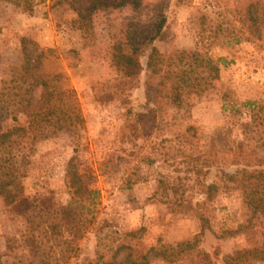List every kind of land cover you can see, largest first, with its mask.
I'll use <instances>...</instances> for the list:
<instances>
[{
    "label": "rangeland",
    "instance_id": "rangeland-1",
    "mask_svg": "<svg viewBox=\"0 0 264 264\" xmlns=\"http://www.w3.org/2000/svg\"><path fill=\"white\" fill-rule=\"evenodd\" d=\"M33 1L32 13L0 1V86L12 82L25 47L40 60L43 79L59 75L63 86L75 90L84 126L77 135L60 134L20 152L22 200L6 205L0 198L6 264L27 257L35 246L24 234L27 216L67 204L70 165L91 171L95 207L82 215L81 239L57 249L59 264L103 261L102 254L119 245L121 258L125 246L137 255L154 248L164 256L147 264H227L238 252L264 250V218L249 210L242 191L225 187L244 163L264 171V109L251 118L264 107V29L256 40L245 24L249 9L264 6V0H162L167 22L150 51L197 64L208 56L228 62L212 75L195 76L175 102L157 82L147 88L145 57L135 87L116 95L102 86L115 78L109 49L122 26L139 14L129 8L94 13L88 35L71 27L81 0ZM150 5L146 0L144 6ZM141 15L146 20L148 9ZM223 20L230 22L225 31ZM219 25L223 29L214 39L208 28ZM231 35L240 43L225 45ZM249 102L257 106H244ZM151 110L155 121L145 117ZM25 121L19 116L20 125ZM213 182L220 190L202 193ZM230 264L263 263L241 255Z\"/></svg>",
    "mask_w": 264,
    "mask_h": 264
},
{
    "label": "trees",
    "instance_id": "trees-1",
    "mask_svg": "<svg viewBox=\"0 0 264 264\" xmlns=\"http://www.w3.org/2000/svg\"><path fill=\"white\" fill-rule=\"evenodd\" d=\"M0 1L12 3L20 7L24 13H32L35 5L33 0ZM81 1V4L73 8L76 17L71 21V27L88 35L93 34L92 15L94 13L108 8H129L134 14H139L136 22L130 19L122 26L120 38L113 43L108 52L109 65L115 73V78L102 86L113 89L116 95H122L124 91L137 85L139 75L144 70L142 64L144 57L146 58L145 70L148 72L147 88L153 87L152 84L157 82L158 89L168 94L169 102L179 101L181 92L189 81L197 79L196 77L200 75H212L219 66L228 65L223 57L214 60L208 56L197 64L195 62L197 58L194 59L195 63L183 62L179 56H165L155 50L150 51L151 44L160 38L167 22L162 0H150L149 7L144 6L146 0ZM66 2L67 0H58L60 4ZM176 2L182 3L183 0H176ZM145 8L148 9L149 16L142 21L139 18ZM222 22L226 25L224 29L221 25L208 28L209 33L213 35L212 38L216 39L218 31L222 29L225 31L230 25L228 20ZM245 22L248 35L261 40L260 32L264 29V6H252ZM231 37L227 39L225 45L240 43L237 35H231ZM212 44V41L208 42L209 48ZM201 45H204L203 42ZM22 53V62L13 68L12 82L0 86V198L6 205H15L22 200L23 172L17 159L26 145L31 147L36 142L45 141L60 134L77 135L84 126V117L75 90L69 86H63L59 75L43 79L39 73L40 60L33 57L25 47L22 48ZM199 68L202 70L199 71ZM37 91L39 94L35 97ZM249 105L257 106L250 102L244 106ZM263 109L264 107L260 105L251 118L261 116ZM21 115H25L24 125L19 124ZM145 117L155 121V111H149ZM254 167L252 169L248 163L242 164L241 169L227 177L225 187L232 185L233 188L242 191L248 200L249 210L253 214L259 213L264 218V171L260 168V164ZM80 171H77L74 165L67 168L66 177L70 197L66 205L54 207V211V208H47L42 215L34 214L26 217L28 232L24 234L30 236L35 246L27 257H18V260L11 264H59L56 258L57 249H61L66 244H74L81 239L83 229L80 221L83 214H89L95 207L96 191L91 189V185L95 182L91 171ZM218 190H220L219 185L213 182L203 186L202 193L213 195ZM226 233L232 232L227 230ZM121 249L120 245L116 246L115 250L109 248L105 254H102L103 261L98 258L99 261L96 263L88 264H147L150 259L164 258L156 254L154 248L137 255L138 253H132L131 248L126 246L123 249L127 252L121 258ZM6 255L8 256L7 252L0 253V264L7 263ZM241 255L251 256L264 264V250L256 249L238 252L234 257H228L230 261L227 264ZM3 258H5L4 261Z\"/></svg>",
    "mask_w": 264,
    "mask_h": 264
}]
</instances>
